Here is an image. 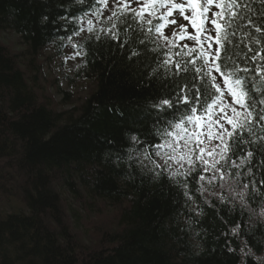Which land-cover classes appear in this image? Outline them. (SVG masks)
<instances>
[{
  "label": "trees",
  "instance_id": "trees-1",
  "mask_svg": "<svg viewBox=\"0 0 264 264\" xmlns=\"http://www.w3.org/2000/svg\"><path fill=\"white\" fill-rule=\"evenodd\" d=\"M84 7L73 0H0V32L18 35L23 45L14 54L0 43V264H261L264 138L257 137L264 131L245 133L249 142L231 149L239 167L223 180L196 181L197 171L185 189L176 186L178 178L149 170L129 175L133 169L117 160L118 150L136 132L149 135L145 117L160 94V73L146 79L148 70L135 64L140 57L129 61L127 46L121 50L100 31L110 21L92 33L73 34L84 54L66 62L72 23L62 17ZM45 14L54 22L42 24ZM46 51L51 55L41 62ZM46 65H57L70 84L89 83L85 98L62 110L44 98ZM141 112L142 122L134 124ZM252 176L256 184L243 189ZM220 185L236 191L225 188L221 196ZM68 193L95 213L101 204L118 208L115 226L105 224L97 240L87 238L81 214L66 207Z\"/></svg>",
  "mask_w": 264,
  "mask_h": 264
},
{
  "label": "snow or ice",
  "instance_id": "snow-or-ice-1",
  "mask_svg": "<svg viewBox=\"0 0 264 264\" xmlns=\"http://www.w3.org/2000/svg\"><path fill=\"white\" fill-rule=\"evenodd\" d=\"M73 3L86 7L75 16L62 17L72 23L65 36L72 48L66 62L84 54L82 46L72 42L73 34L92 33L97 24L110 21L111 27L100 31L121 50L127 46L129 61L140 57L135 64L148 70L146 79L160 73V94L145 117L151 120L149 135L136 132L118 150L117 160L126 159L127 167L133 169L129 175L149 170L166 180L178 178L176 186L182 183L185 189L194 182L197 171L195 180L200 182L206 177L211 181L217 176L221 180L230 176L231 167H239L236 157L230 159L231 149L249 142L245 133L252 137L256 129L264 131V0ZM53 22L48 14L41 18L42 24ZM225 93L231 103L224 100ZM143 115L139 113L133 123L142 122ZM246 155L251 157L253 152ZM249 183L255 185L256 177L243 183L242 188L247 190ZM259 184L264 187V178ZM225 188L229 193L236 191V186L225 185L221 196ZM182 195L192 200L187 191Z\"/></svg>",
  "mask_w": 264,
  "mask_h": 264
},
{
  "label": "rangeland",
  "instance_id": "rangeland-1",
  "mask_svg": "<svg viewBox=\"0 0 264 264\" xmlns=\"http://www.w3.org/2000/svg\"><path fill=\"white\" fill-rule=\"evenodd\" d=\"M0 43L5 45V47L7 46L8 49L14 54H20L22 52L23 45L21 44L18 35L12 34L10 32H0ZM68 53L70 54L71 52ZM49 55H51L49 51H46L43 57H41V62H44ZM20 61H22V59H20ZM69 67H71V65ZM52 69L46 65L44 73L42 74L43 77L41 78L40 86L43 89L44 98L49 99V102L50 100L53 101V103L55 104L54 106L61 110L70 109V106L76 101L85 98L91 87L89 83L75 82L74 84H70L69 80L64 77L63 72L58 69L57 65ZM67 72L69 73L68 68ZM57 80L59 81V84L57 86L61 88L60 91H58V88L56 87ZM66 91L71 93L69 94L70 97L68 98V100L64 99ZM224 100L228 103H231V100L227 93H225ZM223 185H220L219 188H222ZM64 196L67 197L66 199L68 200L66 207L70 209L69 207L71 206L72 209L78 211L79 215L81 214V221L79 223V226H82V229H80L84 232L85 235L86 231L89 232L86 235L87 238H93L94 240H97L98 238L96 234L98 232V229H102L105 224H110L112 228L115 226V216L119 212L118 208L101 204L102 210L95 213L94 211H90L87 208L83 207L80 202H76V200L71 197V194H64ZM70 215V211H68V216L71 221ZM71 222L75 227L74 219H72Z\"/></svg>",
  "mask_w": 264,
  "mask_h": 264
}]
</instances>
